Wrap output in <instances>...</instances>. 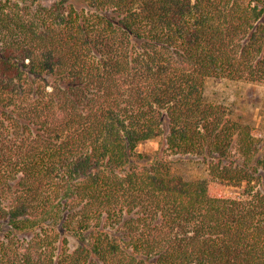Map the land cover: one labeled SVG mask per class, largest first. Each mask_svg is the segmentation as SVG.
I'll return each instance as SVG.
<instances>
[{
  "label": "trees",
  "instance_id": "trees-1",
  "mask_svg": "<svg viewBox=\"0 0 264 264\" xmlns=\"http://www.w3.org/2000/svg\"><path fill=\"white\" fill-rule=\"evenodd\" d=\"M212 77L264 83V0H0V264H264V139Z\"/></svg>",
  "mask_w": 264,
  "mask_h": 264
},
{
  "label": "rangeland",
  "instance_id": "rangeland-1",
  "mask_svg": "<svg viewBox=\"0 0 264 264\" xmlns=\"http://www.w3.org/2000/svg\"><path fill=\"white\" fill-rule=\"evenodd\" d=\"M51 5L55 0H41ZM206 96L210 101L225 104L234 110L238 118L252 124L259 137L264 139V83L248 82L224 77H212L206 85ZM165 138L149 139L138 146L143 153L162 152ZM172 169L185 178L204 177L207 174L206 164L194 155L171 156ZM77 240L71 237L72 247Z\"/></svg>",
  "mask_w": 264,
  "mask_h": 264
}]
</instances>
